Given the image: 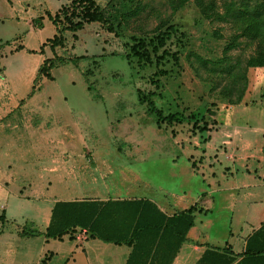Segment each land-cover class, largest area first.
Instances as JSON below:
<instances>
[{
    "label": "rangeland",
    "instance_id": "obj_1",
    "mask_svg": "<svg viewBox=\"0 0 264 264\" xmlns=\"http://www.w3.org/2000/svg\"><path fill=\"white\" fill-rule=\"evenodd\" d=\"M69 1L0 0V99L14 107L2 122L0 166L10 162L15 164L13 172H19L15 167L21 161L27 165L44 162V153L36 149L47 144L74 147L85 161L83 149L87 147L111 170L104 174V183L115 186L116 192L154 200L163 193H183L193 199L206 192L201 169L194 172L187 160L193 153L188 148L191 125L183 118L181 125L158 128L155 115L147 111L148 101L141 102L136 91L152 94L150 101L162 114L181 111L185 117L192 108L202 113L213 95H218L219 88L210 90L220 70L214 63L223 58L227 59L224 66L242 63L252 46L240 39L239 46L224 54L231 34L228 25L202 20L190 2L171 13L166 0H94L111 15L135 4L140 10L124 27L114 28V33L89 24L76 33L64 32L63 48H55L54 54L48 45L41 53V44L56 33L47 13L53 15ZM166 19L178 29L165 45L177 63L164 66L166 75L154 78V68L128 63L123 54L130 36L147 35ZM181 33L183 38H179ZM17 47L21 49L13 51ZM52 57L57 62L50 70L51 80H35L41 62ZM227 82L225 76L214 86ZM204 85L209 92L194 105L190 97ZM20 177L17 184L28 181L26 175ZM69 186L79 185L72 181ZM28 209L21 211L25 220L31 218ZM238 215L235 212L232 219L238 222ZM13 219L30 231L25 220ZM39 239L28 243L33 247ZM31 261L29 257L23 264Z\"/></svg>",
    "mask_w": 264,
    "mask_h": 264
},
{
    "label": "crops",
    "instance_id": "obj_2",
    "mask_svg": "<svg viewBox=\"0 0 264 264\" xmlns=\"http://www.w3.org/2000/svg\"><path fill=\"white\" fill-rule=\"evenodd\" d=\"M245 79L238 100L236 93L212 94L203 117L207 130L190 132L193 153L187 160L207 180V191L193 199L183 193L154 200L116 192L104 183L111 170L87 147L85 161L74 147L47 144L36 149L44 153V162L21 161L15 167L19 172L10 162L0 166V264H23L29 257V264L43 259L44 264H197L206 247L230 251L232 264L237 263L247 238L264 223V70L248 68ZM204 88L190 97L194 105L209 92ZM8 104L0 99L1 156L2 122L14 108ZM22 175L28 181L17 184ZM72 181L79 186H69ZM55 204L65 206H58L53 218ZM26 208L31 218L25 220L21 211ZM74 209L81 227L59 239L44 236L50 224ZM188 209L192 224L180 241L182 221L173 217ZM235 212L238 222L232 219ZM14 217L25 220L30 231ZM79 229L87 233L82 242L74 238ZM39 237L33 247L28 243Z\"/></svg>",
    "mask_w": 264,
    "mask_h": 264
},
{
    "label": "trees",
    "instance_id": "obj_3",
    "mask_svg": "<svg viewBox=\"0 0 264 264\" xmlns=\"http://www.w3.org/2000/svg\"><path fill=\"white\" fill-rule=\"evenodd\" d=\"M166 2L171 13L177 12L190 2L202 20L226 23L231 30V34L229 43L223 49L224 54L239 46L240 39H244L252 46L251 54L243 59L242 63L237 61V63L224 66L226 58L219 59L214 63L220 66V70L216 73L219 76L215 77L213 81L214 85L220 84L219 82L223 81L225 76L228 82L227 85L220 87L213 85L210 90L213 91L219 88L217 93L219 97H231L236 93V99L238 100L246 88V70L248 68L264 70V0H166ZM135 5L131 9H126L123 13L111 15L96 4L94 0H71L66 5L61 6L53 15L47 13V19L55 27L56 33L40 46V51L48 45L47 47L54 54L55 48H63L64 32L76 33L89 24L102 25L106 31L114 33L116 28L124 27L126 21L138 13L140 6L137 8V5ZM112 21H116L115 27L112 25ZM58 25H61V27H58ZM177 31L178 29L168 19L160 21L149 34L140 35L138 38L130 36L128 45H125L126 49L123 56L128 63L143 68L147 67L148 69L154 68L155 71L152 73L154 78H157L158 75L164 76L166 71L162 68L177 63L175 55L170 54L168 49L165 48L166 43L177 34ZM183 37L184 35L181 33L179 38ZM176 41L179 42L177 38ZM16 49H21V47ZM58 61H61V59H58ZM54 62L57 61H53V57L44 59L36 71L35 80L42 78L51 80L50 70ZM202 64H205V62L203 61ZM214 70L212 69L210 72L215 73ZM136 92L141 102L148 101L147 111L155 115L158 128L162 124L170 127L181 125V120L185 118L187 123L191 125L190 132L200 133L207 130V125L203 122L207 110L204 109L202 114L190 112L185 117H183L181 111L162 114L160 110L153 107V103L150 101L152 94L144 95L139 91ZM171 134H173V131H171ZM58 206H65V204H55L53 218ZM190 210L188 209V211L181 212L178 216L173 217V219H181L182 221L180 241H184L185 233L192 224L189 215ZM78 219L76 209L69 211L67 216L62 215V219L59 218L57 222L50 224L44 236L59 239L63 235L71 233L75 227H81L82 224L79 223ZM115 244H118V242H115ZM45 260L43 259L40 264H44ZM234 260L235 256L228 250L206 247L197 264H232ZM235 264H264V223L247 238L244 252Z\"/></svg>",
    "mask_w": 264,
    "mask_h": 264
},
{
    "label": "built area",
    "instance_id": "obj_4",
    "mask_svg": "<svg viewBox=\"0 0 264 264\" xmlns=\"http://www.w3.org/2000/svg\"><path fill=\"white\" fill-rule=\"evenodd\" d=\"M86 230L85 229H79L74 233V238L78 242H82L86 238Z\"/></svg>",
    "mask_w": 264,
    "mask_h": 264
}]
</instances>
